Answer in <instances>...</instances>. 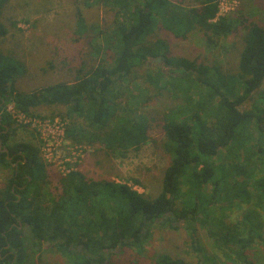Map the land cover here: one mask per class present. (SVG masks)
<instances>
[{
  "label": "trees",
  "instance_id": "16d2710c",
  "mask_svg": "<svg viewBox=\"0 0 264 264\" xmlns=\"http://www.w3.org/2000/svg\"><path fill=\"white\" fill-rule=\"evenodd\" d=\"M105 1L113 18L92 28L97 63L88 68L83 62L72 83L20 91L17 74L29 70L0 51V167L11 170L0 189V264H29L43 247L67 264H119L115 257L125 249L131 259L146 256L155 226L184 230L198 253L204 231L226 262L253 264L246 252L264 246V26L243 8L213 21L221 0ZM8 3L0 0V41L9 34L2 21ZM76 21L81 36L89 27L80 9ZM159 25L183 41L199 32L211 49L244 29L237 75L214 63L170 57L167 40L152 38ZM152 59L169 70L148 72V82L174 105L173 118H164L162 146L170 164L160 193L146 198L126 184L88 180L79 171L57 176L53 196L44 191L52 181L40 147L9 145L18 124L8 107L30 118L41 117V107H64L67 141L100 144L112 157L125 158L148 143L151 125L143 113H119L114 93ZM237 197L242 206L231 203ZM222 198L232 201L222 206ZM233 206L245 212L227 222ZM154 264L187 263L162 252Z\"/></svg>",
  "mask_w": 264,
  "mask_h": 264
},
{
  "label": "rangeland",
  "instance_id": "374dc122",
  "mask_svg": "<svg viewBox=\"0 0 264 264\" xmlns=\"http://www.w3.org/2000/svg\"><path fill=\"white\" fill-rule=\"evenodd\" d=\"M237 1L238 4L231 7L234 9L223 11L222 14H238L243 8L242 11L251 21L264 26V0H251L252 4ZM95 2L96 0H9L2 16L9 34L0 41V51L9 57L15 56L14 59L25 63L29 70V73L26 71L27 74L24 71L17 74V87L20 91L31 92L58 83H72L83 62L88 64V68L94 64L99 52L98 40L92 28L96 24L111 23L113 18L110 8L104 4L105 0L99 5ZM226 5L231 6L232 1L227 0ZM77 9L83 11L89 27L81 36L77 33ZM163 28L159 25L152 38L167 40L170 57L185 58L204 65L214 63L220 66L224 74L237 75L244 29L240 28L237 34L222 41L221 48L211 49L199 32L183 41ZM100 57L106 59L103 52ZM157 69L164 72L169 70L164 61L152 59L146 68L138 69L131 81L114 93L119 113H143L149 117L151 125L148 143L139 150L130 151L125 158L112 157L100 144H75L66 139L61 141V129L65 124L64 107L37 109L36 113L41 116L35 117L39 120L37 126L17 122L18 130L9 145L27 142L40 147L47 166L46 173L52 181L44 191L52 196L56 193L57 176H64L69 171H79L88 180L126 184L146 198H155L160 193L164 171L170 164V156L164 151L162 144L165 138L164 118L173 105L167 96L158 95V91L148 82V72L155 73ZM247 105L249 109L250 105ZM167 116L173 118L174 114L169 113ZM219 170L222 171L221 167ZM10 173L11 170L0 167V189ZM234 200L232 204L243 205V198L237 197ZM230 201L222 198L219 202L224 204L222 206H227ZM244 212L243 207L238 209L233 206L226 221L238 220ZM198 236L202 248L199 253L191 246V240L184 230L155 226L145 246L146 256L131 259V251L125 249L115 257V261L119 264H154L155 255L164 252L187 264H229L222 251L204 231H200ZM40 251L32 257L29 264H67L65 258L54 250L43 247ZM246 253L253 264H264V246H255Z\"/></svg>",
  "mask_w": 264,
  "mask_h": 264
},
{
  "label": "built area",
  "instance_id": "2783aa9c",
  "mask_svg": "<svg viewBox=\"0 0 264 264\" xmlns=\"http://www.w3.org/2000/svg\"><path fill=\"white\" fill-rule=\"evenodd\" d=\"M231 1H232V5L231 6H227L226 5L227 0H221L219 2V12H218L216 18L213 21H217L218 18H220V17L227 16L228 13L224 15V14H222V12L234 9V8H231V7H234L235 5L238 4L237 0H231ZM8 112L20 124L32 125V126L39 125V120L37 118H30V117L25 116L24 114H22L19 111H17L14 105H11V106L8 107ZM61 131H62V138H61V141H62L63 139H65L64 128L63 127H62Z\"/></svg>",
  "mask_w": 264,
  "mask_h": 264
},
{
  "label": "water",
  "instance_id": "95a60500",
  "mask_svg": "<svg viewBox=\"0 0 264 264\" xmlns=\"http://www.w3.org/2000/svg\"><path fill=\"white\" fill-rule=\"evenodd\" d=\"M0 147H2V144H1V146ZM3 152H5V153H9V150L8 149H3Z\"/></svg>",
  "mask_w": 264,
  "mask_h": 264
}]
</instances>
